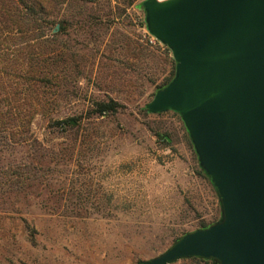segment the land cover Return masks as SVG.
<instances>
[{
    "label": "rangeland",
    "instance_id": "374dc122",
    "mask_svg": "<svg viewBox=\"0 0 264 264\" xmlns=\"http://www.w3.org/2000/svg\"><path fill=\"white\" fill-rule=\"evenodd\" d=\"M145 1H5L14 19L33 10L36 24L22 22L45 38L24 61L0 39L1 67L51 74L36 114V94L23 96L20 116L33 117L23 140L0 147V264H139L220 218L180 115L145 111L175 63L150 43ZM111 100L119 112L98 115L95 104Z\"/></svg>",
    "mask_w": 264,
    "mask_h": 264
},
{
    "label": "water",
    "instance_id": "95a60500",
    "mask_svg": "<svg viewBox=\"0 0 264 264\" xmlns=\"http://www.w3.org/2000/svg\"><path fill=\"white\" fill-rule=\"evenodd\" d=\"M143 8L148 32L176 63L146 109L180 115L221 217L141 264H264V0H146Z\"/></svg>",
    "mask_w": 264,
    "mask_h": 264
},
{
    "label": "trees",
    "instance_id": "16d2710c",
    "mask_svg": "<svg viewBox=\"0 0 264 264\" xmlns=\"http://www.w3.org/2000/svg\"><path fill=\"white\" fill-rule=\"evenodd\" d=\"M5 1L7 0H0V39L4 40V42L6 43L9 40L5 38V36L11 37L9 39L12 40V46L15 48V51L17 53L16 55V57H18L17 60L24 61L25 57L23 55V52L26 49L34 50L36 46L40 45L39 39L45 38V36H41L39 39L37 37H34L35 35H32V33L34 32L33 27L30 26L31 30H28L27 27H25V24L22 22V20L29 18V21L33 19L34 24H36L37 18L35 16L37 14L34 13L33 10L25 9V16L21 15L20 13L17 16V18L14 19L11 13H9L10 15L6 13L8 11H6L4 8V4L7 5ZM23 1L24 0H17V2L20 3L21 5L24 4ZM26 35H30V38H24V36ZM1 60L2 59L0 56V61ZM50 74H51L50 72H44L40 68H31L28 70L18 66L1 67L0 65V147L5 141L9 143H18L23 140V136H24L23 133L22 132L20 133L18 131L21 130V128L29 127L33 118L31 116L30 118L24 119L20 116V114H22L21 112L23 110V107L25 106V104H23L22 102L23 96L27 94H31V95L36 94L37 97L35 99L30 100L29 102V109L32 110L33 115L36 114L38 112L39 107L46 105V102L39 100V98L42 89L45 88L43 84V80L46 77H48ZM175 75H176V63H174V68L171 77L158 88L157 92L167 87L173 81ZM12 79H17L18 81L29 80L30 82L29 84L34 83V85L32 87L31 86L25 87L23 89L21 87V84L20 85L12 84L11 83ZM20 104L23 105L20 106ZM95 107H96V113L98 115L108 116L118 113L121 108V105L111 100L109 102H98L95 104ZM145 111L147 114H150L147 109H145ZM56 123L57 126H62L68 124V121H60ZM7 135L10 136L11 139L7 137ZM158 137L160 141H162L163 143H167L166 135L159 134ZM199 174L210 182L217 196L219 202L218 204L221 210L220 199L217 194V191L214 188L210 178L207 176L205 171L200 166V163H199ZM219 220L220 218L213 224H209V225L203 224L201 228H199L198 230L207 229L212 225L216 224ZM193 232H189V233H193ZM189 233L183 234L180 238H178L175 241V243H177L182 237H184ZM191 259L201 260L207 264H214L212 260H204L200 258H191ZM139 264H141V262Z\"/></svg>",
    "mask_w": 264,
    "mask_h": 264
},
{
    "label": "built area",
    "instance_id": "2783aa9c",
    "mask_svg": "<svg viewBox=\"0 0 264 264\" xmlns=\"http://www.w3.org/2000/svg\"><path fill=\"white\" fill-rule=\"evenodd\" d=\"M158 40L155 38V37H153L152 35L150 36V43L151 44H154V45H156V42H157Z\"/></svg>",
    "mask_w": 264,
    "mask_h": 264
}]
</instances>
